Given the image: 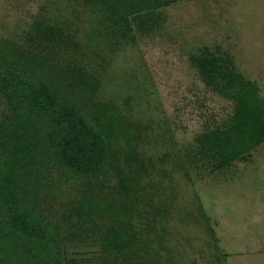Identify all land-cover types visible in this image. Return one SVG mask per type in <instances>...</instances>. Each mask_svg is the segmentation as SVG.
I'll return each instance as SVG.
<instances>
[{"label":"trees","instance_id":"1","mask_svg":"<svg viewBox=\"0 0 264 264\" xmlns=\"http://www.w3.org/2000/svg\"><path fill=\"white\" fill-rule=\"evenodd\" d=\"M171 1L69 3L98 8L128 38L159 27ZM60 18L38 15L22 43L0 37V264H167L171 158L148 154L149 128L106 96V66ZM234 60L209 47L190 58L232 112L188 150L187 176L247 162L264 144V97Z\"/></svg>","mask_w":264,"mask_h":264},{"label":"rangeland","instance_id":"2","mask_svg":"<svg viewBox=\"0 0 264 264\" xmlns=\"http://www.w3.org/2000/svg\"><path fill=\"white\" fill-rule=\"evenodd\" d=\"M174 1L154 31L135 28L123 38L98 8L73 9L69 0H0V37L22 43L38 15H56L83 52H96L107 69L103 92L149 128L150 156L171 158L164 168L178 200L166 221L165 245L173 249L167 264H264V144L226 170L190 166L187 176L181 169L196 139L232 112L230 102L205 86L192 56L204 47L229 53L264 97V0Z\"/></svg>","mask_w":264,"mask_h":264}]
</instances>
